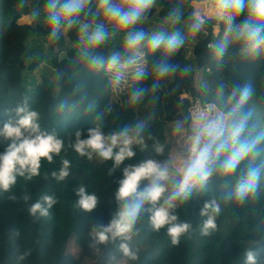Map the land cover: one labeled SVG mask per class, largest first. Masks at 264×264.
I'll return each instance as SVG.
<instances>
[{
	"label": "trees",
	"instance_id": "1",
	"mask_svg": "<svg viewBox=\"0 0 264 264\" xmlns=\"http://www.w3.org/2000/svg\"><path fill=\"white\" fill-rule=\"evenodd\" d=\"M42 5L43 0H26L24 6L20 0H0V126L14 116L13 109L17 105L26 103L40 113L42 130H55L65 142V148L60 156H54L53 162L42 160L38 176L31 180L18 177L11 193L0 192V264H84L86 261L108 264L112 256L116 257L117 264L124 259L128 264H243L246 248L257 250L260 264H264V182L258 199L243 206L221 201L217 229L209 235L201 234L200 226L205 219L200 215L203 204L211 199L219 200L234 187V178L229 181L218 175H213L206 191L194 193L177 209L180 219L192 224V230L181 238L179 245L171 244L166 229L152 231L145 214L137 225L138 234L130 242L139 252L137 261L123 257L118 248L119 240L100 245L99 251L88 246L93 224H107L117 210L114 193L119 187L118 181L123 178V168L149 158L164 160L171 154L169 126L186 116H195L197 108L222 105L230 94V87H226L221 96V84L252 86L247 105L251 111L249 126H254L257 133L264 132V58L241 60L230 46L224 57L217 60L208 46L222 36L223 26L216 34L205 29L188 41L173 60L181 65L190 64L193 71L162 82L155 101L149 96L141 104L129 106L127 98L134 83L130 75L116 85L107 69L92 70L80 63L74 30L52 42L43 20L35 26L21 22L23 18H30L31 8ZM174 5H181V0H161L158 18L163 20ZM193 9L190 4L185 6L182 28L185 31ZM155 16L153 8L148 20ZM32 34L47 42V64L41 60L26 63V43ZM119 48L120 38L110 41L98 52L107 57ZM158 55L146 52L144 63L150 68ZM43 64L45 68L37 80L35 71ZM195 69L205 73L207 89L202 88L203 84L195 85ZM144 83L150 84L151 78ZM61 101H67L62 110ZM149 116L152 118L148 121L147 147L144 150L137 147L136 155L111 174V161L89 160L71 147L77 129L84 139L88 130L97 125L107 133ZM148 134L152 139H147ZM154 142L165 146L164 155H156ZM5 147L6 142L0 140V152ZM62 159L70 161V174L64 181H57L52 172L60 169ZM259 159L264 160V153ZM246 163L242 162L240 168ZM144 183L141 182V187ZM80 185H85L89 193L94 192L99 198L92 213H85L76 206V189ZM25 193L32 197L29 203L22 199ZM44 194L54 195L57 204L50 209L49 217L34 221L28 213L29 204ZM10 195L16 199H9ZM72 241L79 250L77 254L68 251Z\"/></svg>",
	"mask_w": 264,
	"mask_h": 264
},
{
	"label": "clouds",
	"instance_id": "2",
	"mask_svg": "<svg viewBox=\"0 0 264 264\" xmlns=\"http://www.w3.org/2000/svg\"><path fill=\"white\" fill-rule=\"evenodd\" d=\"M25 3L26 0H20L21 6ZM156 3L157 0H43L42 7L31 8L29 16L34 22L43 19L52 42L74 30L78 37V61L92 70L107 69L112 73L114 84H121L130 75L134 83L127 98L129 106L139 105L149 96L155 101L162 82L193 71L190 64L181 65L173 60L190 38L205 30L209 21L216 25L218 33L223 26L222 36L209 45L217 60L224 57L230 46L241 60L264 58V0H208L207 14L201 8H194L186 31L181 27L184 22L181 5L169 9L160 27L147 30L143 25ZM117 37H120L119 50L107 57L98 52ZM146 52L159 54L150 68L144 63ZM149 78L151 83H144ZM207 87L206 83L202 85L203 89ZM226 87H230V94L222 105L213 104L195 116L175 122L173 132L184 139V152L169 154L164 160L149 158L123 168V178L118 181L119 187L114 193L117 210L107 224H93L89 248L99 251L100 245L119 240L118 248L123 257L137 261L139 252L130 242L138 234L137 225L145 214L152 231L166 229L171 244L179 245L181 238L192 230V224L181 220L177 209L194 193L206 191L213 175L229 181L234 178V187L219 200L211 199L203 204L200 211L205 217L200 226L202 235L217 229L221 201L243 206L258 199L264 182V160L259 159L264 153V132L257 133L254 126H249L251 111L247 105L252 86L221 84V96ZM66 106L67 101L60 102L61 110ZM13 112L14 116L0 126V140L6 142L4 151L0 152V192L9 193L18 177L31 180L38 176L42 160L53 162L54 156H60L65 148V142L55 130H42L38 111L25 103L17 105ZM151 118L122 125L107 133L97 125L88 130L84 139L77 129L71 147L89 160L111 161V174L136 155L137 147L141 150L147 147L146 133ZM147 139H152L150 134ZM153 150L162 156L165 146L154 142ZM245 161L247 163L240 168ZM61 165L58 171L52 172L57 181H64L70 174V161L62 159ZM142 181L145 182L143 187ZM76 195V206L81 211L92 213L97 208L98 196L89 193L85 185L76 189ZM9 199L16 197L10 195ZM22 199L29 203L32 197L25 193ZM56 204L54 195L44 194L29 204L28 213L38 221L49 217L50 209ZM108 264H117L116 257H110ZM243 264H260L257 250L246 248Z\"/></svg>",
	"mask_w": 264,
	"mask_h": 264
},
{
	"label": "rangeland",
	"instance_id": "3",
	"mask_svg": "<svg viewBox=\"0 0 264 264\" xmlns=\"http://www.w3.org/2000/svg\"><path fill=\"white\" fill-rule=\"evenodd\" d=\"M160 2L161 0H157V3L155 5V9H156V16L154 18H152L151 20H148L144 25L147 27V30H153L157 27H160L162 25L163 20H160L157 16V13L160 10ZM187 4H190L191 6H193L194 8H201L204 10L205 14H207L208 9H209V3L208 0H181V5H182V10L183 13L185 11V6ZM43 19L41 18L38 21H33L31 18H23L21 20L22 23H28V24H32L33 26L41 23ZM210 24L206 25V31L208 32H212L214 34L217 33L216 30V25L211 21H209ZM185 23L183 22L181 27L184 28ZM120 37H117L116 39H119ZM192 38L189 39V41ZM192 42V41H191ZM48 45L47 42L45 41V39L39 37L36 34H32L30 36V38L28 39L27 43H26V53H25V61L27 64L30 63H34L38 60H41L43 62H45L46 64L49 61V53H48V49H47ZM45 68V64H43L38 70L35 71V78L38 80L40 79V73L44 70ZM204 80H205V73L201 70H199V72L197 73L196 77H195V85L198 87L202 84H204ZM201 109L197 108L196 109V113L195 115L200 112ZM175 124V123H174ZM174 124H171L169 126L170 134L168 135V141L171 143V154L172 155H178L182 152L185 151V141L184 139H182L180 136L174 134L173 132V126ZM68 251L72 254H77L78 253V248H76L74 242H70L69 247H68ZM84 264H93V262L91 261H86ZM118 264H128L127 260H122L120 261Z\"/></svg>",
	"mask_w": 264,
	"mask_h": 264
},
{
	"label": "built area",
	"instance_id": "4",
	"mask_svg": "<svg viewBox=\"0 0 264 264\" xmlns=\"http://www.w3.org/2000/svg\"><path fill=\"white\" fill-rule=\"evenodd\" d=\"M198 72H199V70L198 69H195V77H196V75H197Z\"/></svg>",
	"mask_w": 264,
	"mask_h": 264
}]
</instances>
